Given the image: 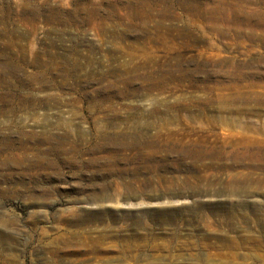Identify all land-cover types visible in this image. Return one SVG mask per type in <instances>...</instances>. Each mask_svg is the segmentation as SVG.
<instances>
[{
  "label": "rangeland",
  "instance_id": "rangeland-1",
  "mask_svg": "<svg viewBox=\"0 0 264 264\" xmlns=\"http://www.w3.org/2000/svg\"><path fill=\"white\" fill-rule=\"evenodd\" d=\"M0 264H264V0H0Z\"/></svg>",
  "mask_w": 264,
  "mask_h": 264
},
{
  "label": "bare ground",
  "instance_id": "bare-ground-1",
  "mask_svg": "<svg viewBox=\"0 0 264 264\" xmlns=\"http://www.w3.org/2000/svg\"><path fill=\"white\" fill-rule=\"evenodd\" d=\"M221 38H223V39H229L230 37L227 35H223V36H221ZM247 39V38H246ZM245 39V40H246ZM240 40H241V42H244L245 40L243 39V38H240ZM145 43V42H144ZM228 45H226V47L224 46V44H223V46L222 47H220V46H218V45H215L214 43L212 44V47L210 48V50H207V52H209L211 55H214V56H216L218 59H221V53L222 52H225V51H228V50H230V48H231V46H230V43H227ZM167 45H168V47H170L169 45H171V44H168L167 43ZM252 45V44H251ZM173 46V45H172ZM151 48V51H154V49H153V47H150ZM253 48L252 47H249V48H246V52H249V51H251ZM32 52V51H31ZM30 54V53H29ZM31 54H33V53H31ZM148 55H151V54H149L148 53ZM26 59V58H25ZM25 59H24V61H25ZM22 60V59H21ZM223 61V60H222ZM230 60H226V62H229ZM26 63H28V62H26Z\"/></svg>",
  "mask_w": 264,
  "mask_h": 264
}]
</instances>
